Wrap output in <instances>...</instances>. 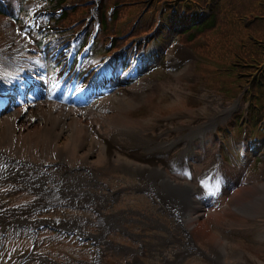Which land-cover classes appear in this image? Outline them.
<instances>
[{"label": "rangeland", "instance_id": "rangeland-1", "mask_svg": "<svg viewBox=\"0 0 264 264\" xmlns=\"http://www.w3.org/2000/svg\"><path fill=\"white\" fill-rule=\"evenodd\" d=\"M67 1L70 4H74L73 9L68 11L66 19L63 20L62 24V28L69 29V31L70 29L72 30L71 26L75 21L84 17L86 18L85 21H79V25L83 26L85 24L88 29H91L95 21L100 18V13L104 14V17L108 20V16H111L110 6L115 2V0ZM195 1L197 2L196 5H200L198 7L205 11L207 10L205 8L206 4L214 0ZM96 2L98 3L97 5ZM119 2L120 4L117 9L118 18L112 20L101 33V45L112 40L113 45L117 47L128 44L131 46L138 45L140 47L138 49H141V44L145 41L150 58H154L149 64L151 69H143L128 82L122 81L116 83L114 87L112 86L110 93L103 98L75 110L78 115L76 125L77 137L75 139L71 137L65 139L62 144V157L58 155L57 151V153L54 152V149L49 150L44 155L46 161L50 163L58 161L61 163V158H65L67 164L72 166L73 175L70 176L80 179L79 182L82 188L90 191L93 196H105L104 194L109 193L106 186H110L112 189L118 188V190H121V194L118 196L121 200L120 206L133 205L145 208L150 205L149 200L142 196H129V194H135L134 189L141 190L139 187L146 181L134 170L124 169L121 165L118 166L119 163L116 161L117 156L128 157L131 153L125 148L114 145L111 147L112 156L114 157V161L111 163L110 156L107 155L106 150L103 151L104 147L101 144L103 139L111 135L120 126H136L140 129H148V131L156 133L158 130L171 127L174 123L187 125L197 119L201 121L207 120L209 116H212L217 111L223 110V108H231L235 104H238V107H234L214 129V131H218L217 134L222 143L211 132L202 134L205 139L209 140L207 141L208 146H206L205 153L202 150V146L204 145L200 144L195 148V151L200 156L195 158L196 160L191 164L193 169L191 174L192 179L184 173L182 175H171L170 178L177 183L185 181L194 184L196 174L198 175L206 168L211 160V154L219 151L218 155L222 160V173L227 176L226 181L229 182H226V189L218 197V201L213 200L212 205L209 207L201 205L196 213L194 210L191 212L194 213L192 216L197 215L192 224L193 234L199 241L204 240L208 244L209 240L205 239L206 235L202 231L205 229L207 231L206 234H217L220 241H226L229 252V257L227 258L228 264H235L239 260H237L238 253L242 252L238 250V247H243H237V244L247 248V253L251 254L250 260L253 263L264 264V210H260L264 209V201H256V196L252 203H247L248 196L246 191V189L252 188L253 184L264 183V156L260 155L264 151V120L260 122L262 126L257 124L258 118L262 115L260 111L264 110V93L259 92L257 88L253 87L249 95L246 96L249 100L247 101L243 96L247 92V88L242 86L244 84L247 85L254 70L244 67L243 64L246 62L236 58L238 50L231 48L232 54H234L232 55V59L229 54L222 52L226 51L227 47L223 39H217L219 34L218 28L221 25L220 21L217 22L216 28L212 30L201 31L200 33L184 30L188 22L182 21V17L178 15V12L182 9V0H119ZM191 2L189 0V3ZM150 8L154 11H151ZM163 14V19H166L165 25L159 23V19ZM194 14L203 15L199 11ZM45 22L47 23L49 20L45 19ZM140 22L144 26H148V28L140 26ZM2 24L3 19H0V53L4 51L10 53L14 47H18L21 44L23 46L21 28L16 29L15 34L18 36L14 35V37L10 38V35L5 31L9 27H3ZM154 25L156 26L155 28ZM14 26L17 27L16 25ZM157 28L159 29L157 30ZM144 31L146 35L143 37L136 38L134 36V34L143 33ZM35 32L33 33L34 35ZM171 33L172 35H170ZM114 34L116 36L112 39L111 36ZM157 35L159 39L154 42V38ZM216 39L219 41L218 43ZM49 40L51 39L49 38ZM136 41H139L138 44H134ZM49 42H46L44 47L47 58L52 51V46ZM117 43L121 45L118 46L116 45ZM217 44H219L221 52L217 50ZM173 45H178L188 51L189 56L183 59L181 54L173 53L170 55L169 50ZM218 53L224 54L226 57H220ZM13 56H15V53ZM3 61L0 55V64L3 63L5 65ZM50 73L47 69L45 79ZM56 75L57 73H51L49 77L52 76L53 80H55ZM260 79L264 81V69ZM47 85L45 82L46 87ZM143 89L145 91L138 99L137 94H140ZM48 93L46 92L40 98L41 104L54 102L51 98H47L50 96ZM115 97L123 100H130L133 97V100L130 102V106L119 108L121 103L117 99H114ZM250 100L252 101L250 102ZM248 102L255 109H252V106L248 105ZM34 103L22 104V106L7 111L0 115V119L6 118L10 113L25 112L38 108L37 104ZM89 109L91 110L89 111ZM247 110L250 116L248 126L246 127V130L248 129L249 132L247 138L249 140H247L246 144L248 146L246 147L243 145L246 139H243L244 128L241 123H244L246 119ZM35 116L38 118L42 117L40 114ZM7 122V130L4 132V135L0 134V150L10 147V144L15 141L12 123L9 120ZM17 123V125L23 124L21 120ZM87 123L93 125L95 131H97L96 139L98 143L95 146H91L90 144L80 145L81 135L84 133ZM27 124L29 128L33 127V123ZM27 134L28 130L16 142L21 143V146L18 148L23 153H18L20 155H16V157H30L37 162H41L42 159L37 157L40 155L41 146L47 144L49 138L43 134L42 136L38 135L36 132ZM212 136L216 138H214L213 145L210 144ZM83 161L85 164H83ZM38 166L41 167L42 165ZM53 172H57V169H54ZM93 175L96 176V179L92 178ZM213 193L215 192L213 191ZM148 197L151 200L154 195L148 194ZM106 199H108V195H106ZM114 199L116 200L117 196ZM37 202L36 196L22 186L12 182L0 183V228L1 225H8L7 223L13 220L12 217L8 216L9 210L16 213V217L20 218V220L23 218H27L30 221H44L48 219L58 222L57 220L76 217L85 223L81 229L97 233L99 236L96 237V240L98 243L100 242L103 252L120 264H130L131 262L134 264L135 258L133 256L143 260L144 264H163V261H156L154 257L159 256L158 253L160 252L165 254L174 248H178L175 243L167 242L162 246H157L155 240L146 238L148 243L145 244L143 249H140L143 255H139L137 252L139 249H136V244H131L124 239L121 240L120 235L118 237L113 235L114 237L112 236L113 238H111V233H117V228H124L123 225L129 222L126 217H129L131 214L107 208L104 212L102 211V215L110 217L109 219L115 225H101L99 223L100 216H97L94 210L95 205L103 204V201L100 200H96L95 205L84 204V202H70V204H74L75 206H69L67 209L62 206L60 207L61 209L57 208V210L53 211L39 210L36 213L27 212L32 208L31 204ZM259 203H261V208L258 206ZM230 206H237L236 209L238 210L234 212L233 209L230 210ZM114 208L117 209L119 206L116 205ZM73 210H80V212ZM251 215L257 216L254 219H249L248 216ZM118 219L121 221L118 222ZM163 221L167 225H170L169 220L163 219ZM149 224L156 226V224L150 221ZM30 226L25 227L20 233L8 227L7 236L9 240L11 242L16 238L19 240L17 242L15 240L14 252L7 262L6 257L11 253L14 244L10 245L3 253V260L5 261L1 264L16 263L19 262V259H23V264H72L74 262L73 256L81 254L89 258L91 255L90 249L78 250L70 243H67V241L62 240L59 234L42 231L34 237L28 230ZM105 229H110L108 238L111 241L105 236V239L110 241V246L102 242L103 238L101 236ZM132 229L139 231V228ZM163 236L165 237L166 234L164 233ZM127 243L130 245V248L123 246ZM253 254L258 259L253 257ZM113 260H110L108 263L115 264ZM102 264H104V260Z\"/></svg>", "mask_w": 264, "mask_h": 264}, {"label": "bare ground", "instance_id": "bare-ground-1", "mask_svg": "<svg viewBox=\"0 0 264 264\" xmlns=\"http://www.w3.org/2000/svg\"><path fill=\"white\" fill-rule=\"evenodd\" d=\"M6 32H8V30ZM8 33H11L10 35L13 36L12 32ZM169 52L170 55L173 53L181 54L183 59H186L189 56L188 51L182 49L178 45H173ZM144 91L145 90L143 89L140 94H137L138 99L142 96ZM114 99H117L119 103H121L119 108H125L126 106H130V102L133 100V97H131L130 100H123L119 97H115ZM236 106L238 107V104H235L231 108H223V110L217 111L212 116H209L207 120L201 121L200 119H197L194 120L193 123L187 125L174 123L171 127H167L165 129L163 128L162 130H158L156 133L150 132L148 129H140L136 126H120L119 128H116L111 135L103 139L101 143L102 147H104L103 151L106 150L112 163L114 161V157L112 156L113 152L111 151V147L118 145L119 147L125 148L131 153V155H128V157L121 155L117 156L116 161L119 163L118 166L121 165V167L125 169H134L150 182L155 180L156 183L153 182L150 186L156 191L160 190L162 194L165 195L162 190L167 187V183L169 185L173 183L169 178L170 175H182V173L189 176L191 175V164L196 160L195 158L200 156L199 153L195 151V148L202 144L204 145L202 146V150H204L203 153H205L206 146H208V144L202 134L211 132V130L215 129L216 125L220 121H223L226 115ZM37 107L38 108H35L34 110L10 113L6 118L0 119V134L4 135V132L7 130V120H9L12 123L13 138L15 139L14 143L12 142V144H10V147L0 150V183L12 182L22 186L32 193L39 195L41 199L45 200L43 203H37L39 204L37 207H47L55 204L56 200L62 201L65 198L74 199L76 197H80L78 193L81 192L83 194L84 192L83 189H78V180L76 179L68 181L63 180L62 178L54 179L55 177L53 175H50L52 178H49L50 176L47 177L42 173H34L33 171L35 168H38L36 164L43 165L47 162L44 155L49 150L54 149V152L57 151L58 155H61L62 144L65 139L69 137L75 139L77 137L76 125L78 115L75 110L67 109V107H58L56 104L38 103ZM90 110L91 109H89V111ZM36 112H38L37 114L42 115V117H36ZM19 120L23 122L22 125H17ZM30 122L33 123L32 128L27 126V123ZM27 130L28 134L36 132L38 135L42 136L43 134L49 138L47 144L42 145L40 148V155L37 158L42 159L41 162H37L30 157H16V155L23 154L18 148L21 146V143L16 142H18L19 139L25 135V131ZM96 132L97 131H95L93 125L87 123L84 128V133L81 135L80 145H97L98 142L96 139ZM200 138L203 139V142L200 141ZM133 165L135 168H132ZM167 168L171 170L170 174L167 173ZM50 179L52 180V183L50 186H47L46 184L47 182H50ZM226 179L227 176L222 173V162L218 158L217 153L214 152L211 155V160L206 168L202 170L199 176H197V180L200 181V187L202 188V184L209 180L211 189L215 190V194H213V196L216 198L218 195H221L223 193L222 191L226 188L224 185H226V182H229L226 181ZM220 180L223 184L220 183ZM251 187L252 188L250 189H246L248 196L247 203H252L256 196L261 198L260 201H263V195L261 193H264V183L259 182L253 184ZM190 188L193 192L200 190L198 186L195 187L193 184L190 185ZM187 191L190 190H186L185 192ZM185 195V193H182V197H179L182 199V204H184L183 209L185 210L189 206L192 210L194 208V211L196 212V209H198L203 203L201 201L202 195L199 196L198 199H194L191 196V192L188 196L185 197ZM185 204L188 206L186 205L185 207ZM236 207L237 206H234L235 209ZM8 212V216L13 218L10 224L17 226L18 230L22 222L16 217V213L11 210ZM252 217H254V215L249 216L250 219ZM184 219H190L188 225L191 227V223L194 221L195 216L190 217L188 215L185 216ZM59 222L76 223L73 219L70 221ZM78 224L80 223H77L76 225L78 226ZM202 231L203 234L206 235L205 238L210 240L212 243L220 242L217 234H206L207 231L205 229Z\"/></svg>", "mask_w": 264, "mask_h": 264}, {"label": "trees", "instance_id": "trees-1", "mask_svg": "<svg viewBox=\"0 0 264 264\" xmlns=\"http://www.w3.org/2000/svg\"><path fill=\"white\" fill-rule=\"evenodd\" d=\"M65 0H54L52 5L54 8L62 5ZM120 3L119 0H115V4ZM249 12H254L261 19L255 20L251 27L246 32L241 27V22L239 17L243 14H248ZM66 15H63L62 19H65ZM115 19H117V13H115ZM220 21L219 34L217 36L218 40L223 39L226 42V51H222L217 44V50L220 52H225L229 54L232 59V51L238 50L236 56L246 62L262 63L264 61V0H222L220 6L214 15L205 23L195 26L190 29V31L195 33H200L201 31H208L216 28L217 22ZM142 27L148 28V26L140 25ZM254 36V40L249 38V32ZM245 33V34H244ZM247 35V36H246ZM191 37V36H189ZM216 39V42L219 41ZM230 45V47H229ZM223 47V45H221ZM218 55L226 57L224 54L218 53ZM253 87L261 90L262 88L253 83ZM262 93V91H260Z\"/></svg>", "mask_w": 264, "mask_h": 264}, {"label": "flooded vegetation", "instance_id": "flooded-vegetation-1", "mask_svg": "<svg viewBox=\"0 0 264 264\" xmlns=\"http://www.w3.org/2000/svg\"><path fill=\"white\" fill-rule=\"evenodd\" d=\"M196 260L200 261L202 260V258H200L199 256H196L195 258L192 259V262H196Z\"/></svg>", "mask_w": 264, "mask_h": 264}, {"label": "snow or ice", "instance_id": "snow-or-ice-1", "mask_svg": "<svg viewBox=\"0 0 264 264\" xmlns=\"http://www.w3.org/2000/svg\"><path fill=\"white\" fill-rule=\"evenodd\" d=\"M211 194V193H210Z\"/></svg>", "mask_w": 264, "mask_h": 264}]
</instances>
